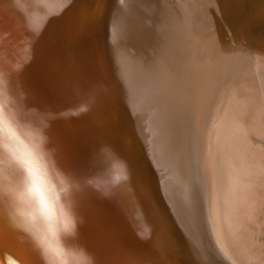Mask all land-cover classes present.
Listing matches in <instances>:
<instances>
[{
  "label": "bare ground",
  "instance_id": "obj_1",
  "mask_svg": "<svg viewBox=\"0 0 264 264\" xmlns=\"http://www.w3.org/2000/svg\"><path fill=\"white\" fill-rule=\"evenodd\" d=\"M42 1L0 0V264H264V0Z\"/></svg>",
  "mask_w": 264,
  "mask_h": 264
},
{
  "label": "water",
  "instance_id": "obj_2",
  "mask_svg": "<svg viewBox=\"0 0 264 264\" xmlns=\"http://www.w3.org/2000/svg\"><path fill=\"white\" fill-rule=\"evenodd\" d=\"M20 1H22V2L27 1L30 6H32V5L34 6V8L32 6L33 10L30 8H28V10H29V13H31V15L33 16L35 22L36 21H43L47 25H49V21L51 22V20H49L47 14H46V12H47L46 8H43L41 6V4L43 3L42 0H20ZM96 3H97V0H91V1L88 0V5H87V9H86V11L88 13L87 12L85 13L86 16H88V14H90V13H94V9H95L94 7H95ZM67 18L70 19V22L72 23L71 26L76 25L78 19L76 18V14L74 13V11H72L70 5H69V14H68ZM80 25H81V23L78 26H76L74 30H78L80 28ZM59 32H60V35L63 36V32H66V31H65V29H63L62 26H59ZM7 241H8V239H7ZM126 254L129 255V250H126ZM122 263L123 262L119 259L118 264H122Z\"/></svg>",
  "mask_w": 264,
  "mask_h": 264
},
{
  "label": "rangeland",
  "instance_id": "obj_3",
  "mask_svg": "<svg viewBox=\"0 0 264 264\" xmlns=\"http://www.w3.org/2000/svg\"><path fill=\"white\" fill-rule=\"evenodd\" d=\"M261 27H263L264 26V22L260 25ZM264 38V37H263ZM252 40H254V42H257V40L255 39V38H253ZM241 46V45H240ZM235 48V47H234ZM240 48V47H239ZM238 48V49H239ZM234 54H241V52L239 51V53H238V51L236 52V53H234ZM233 54V55H234ZM242 61V59H240L239 61H238V64H239V62H241ZM237 68H238V66H237ZM238 71V70H237ZM237 71H235L234 73H233V75H232V77H231V79H230V77H229V80H230V82H228V83H230V85H234V86H238L239 84V79H241L240 78V75H239V73L237 72ZM230 76V75H229ZM194 127H195V125H194ZM193 134H195V132L193 131ZM258 139H256V141H257ZM195 142L196 141H194L193 142V148H194V151H195ZM258 143L259 142H261V144H264V143H262L263 141H260V140H258L257 141ZM192 153H193V149H192ZM197 163V162H196ZM195 167V166H194ZM193 170H194V174H195V169L193 168ZM196 182L198 183L197 185H198V187H201L200 186V183H199V181H198V179H197V177H196ZM199 204H200V207H201V205H203V197H202V195L200 194V201H199ZM201 210H202V207H201ZM203 213V212H202ZM204 237H205V234L203 235ZM206 239H207V241H208V245H209V248L212 250V252L217 256V258L219 259V263L220 264H226L225 262H224V260H223V258L221 257V255L218 253V251H216L215 250V248H214V246H213V244L212 243H210V241H209V239L206 237Z\"/></svg>",
  "mask_w": 264,
  "mask_h": 264
}]
</instances>
